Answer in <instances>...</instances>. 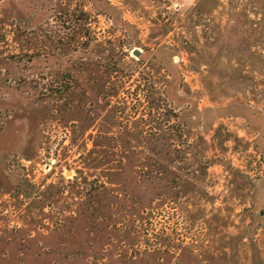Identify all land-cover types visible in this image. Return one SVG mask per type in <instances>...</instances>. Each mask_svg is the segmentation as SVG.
<instances>
[{"label":"rangeland","instance_id":"rangeland-1","mask_svg":"<svg viewBox=\"0 0 264 264\" xmlns=\"http://www.w3.org/2000/svg\"><path fill=\"white\" fill-rule=\"evenodd\" d=\"M0 264H264V0H0Z\"/></svg>","mask_w":264,"mask_h":264},{"label":"trees","instance_id":"trees-1","mask_svg":"<svg viewBox=\"0 0 264 264\" xmlns=\"http://www.w3.org/2000/svg\"><path fill=\"white\" fill-rule=\"evenodd\" d=\"M58 22L60 23V27L64 30H69L72 33V39L71 41L74 42L75 35H78L79 33L83 34L85 37L82 42L84 48L89 45L91 42V36H90V24L91 19L89 15L85 12H79V13H70L64 18H58ZM97 64V69H102L101 76H100V82L101 87L105 85V83H110V79L112 78H118L119 74H122V70L119 68L116 61L108 60L109 64H107V60L104 58H99ZM103 63V64H101ZM90 64V63H89ZM98 71V70H97ZM117 82L114 81L112 83L110 88V93H115L119 89V85L116 84ZM79 88V86L74 82V78L69 72L60 73L56 76V80H54L53 86H50L48 88H45V91H48V94L52 98H69L76 95V91ZM160 170V168H158ZM158 169L155 171H147L150 173H160L158 172ZM85 184V188H83V193L88 197L86 204L87 213L86 217L88 221L92 222V217L94 213L97 212L96 208L102 207V201L104 200V186L98 185L96 181L86 182L84 180L83 182ZM88 183V184H87ZM102 200V201H101ZM96 206V208H95ZM104 206V205H103ZM95 208V209H94ZM99 212V211H98Z\"/></svg>","mask_w":264,"mask_h":264},{"label":"water","instance_id":"water-1","mask_svg":"<svg viewBox=\"0 0 264 264\" xmlns=\"http://www.w3.org/2000/svg\"><path fill=\"white\" fill-rule=\"evenodd\" d=\"M134 54H135V55H139V52H138V51H135Z\"/></svg>","mask_w":264,"mask_h":264}]
</instances>
